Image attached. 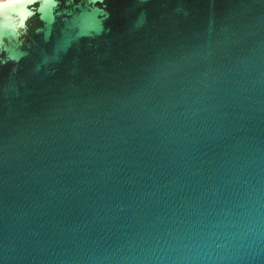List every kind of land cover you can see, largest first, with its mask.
<instances>
[{
    "label": "water",
    "instance_id": "1",
    "mask_svg": "<svg viewBox=\"0 0 264 264\" xmlns=\"http://www.w3.org/2000/svg\"><path fill=\"white\" fill-rule=\"evenodd\" d=\"M0 264H264V0L0 3Z\"/></svg>",
    "mask_w": 264,
    "mask_h": 264
},
{
    "label": "clouds",
    "instance_id": "2",
    "mask_svg": "<svg viewBox=\"0 0 264 264\" xmlns=\"http://www.w3.org/2000/svg\"><path fill=\"white\" fill-rule=\"evenodd\" d=\"M5 2V0H0V3H4Z\"/></svg>",
    "mask_w": 264,
    "mask_h": 264
}]
</instances>
